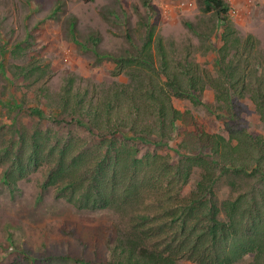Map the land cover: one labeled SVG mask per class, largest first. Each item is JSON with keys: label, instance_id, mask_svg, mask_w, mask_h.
Segmentation results:
<instances>
[{"label": "trees", "instance_id": "1", "mask_svg": "<svg viewBox=\"0 0 264 264\" xmlns=\"http://www.w3.org/2000/svg\"><path fill=\"white\" fill-rule=\"evenodd\" d=\"M199 3L229 28L226 2ZM231 35L221 33L215 77L193 62L172 63L160 44L157 66L149 43L127 57L105 55L116 64L113 75L126 74L129 83L95 102L66 87L44 128L17 129L8 144L0 136L4 180L42 168L40 194L55 190L77 211H123L128 223L118 224L125 231H116L106 264H264V140L240 123V101L248 99L264 127V54L250 37L230 41ZM36 69L23 71L33 75ZM207 86L230 113L227 138L206 133L172 105V98L201 104L197 93ZM177 136L184 155L172 163L157 149ZM138 145L154 149L140 153ZM195 168L202 176L186 198L182 191ZM218 173L251 184L217 206Z\"/></svg>", "mask_w": 264, "mask_h": 264}, {"label": "rangeland", "instance_id": "2", "mask_svg": "<svg viewBox=\"0 0 264 264\" xmlns=\"http://www.w3.org/2000/svg\"><path fill=\"white\" fill-rule=\"evenodd\" d=\"M223 1L229 6V28L215 13L204 12L199 0H0V136L8 144L17 129L44 128L66 87L95 102L113 86L128 84L126 74L113 75L116 64L105 55L127 57L149 43L157 66L160 44L172 63L193 62L215 77L224 30H231L230 41L250 37L264 54V0ZM28 66L37 67L33 75L23 71ZM197 95L201 104L172 98V105L189 112L206 133L227 138L230 113L215 101L212 88ZM240 123L264 140L248 99L240 101ZM179 143L177 136L157 153L175 163L184 155ZM138 146L140 153L154 149ZM201 176L195 168L183 196L190 198ZM43 179L41 168L6 182L0 166V264H106L116 231H125L118 224L128 223V216L120 210L77 211L55 190L40 194ZM246 181L218 173L216 205L246 189L251 184Z\"/></svg>", "mask_w": 264, "mask_h": 264}]
</instances>
